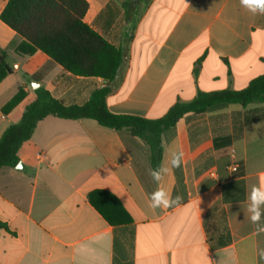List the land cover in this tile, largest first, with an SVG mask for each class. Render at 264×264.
<instances>
[{
    "label": "crops",
    "instance_id": "obj_1",
    "mask_svg": "<svg viewBox=\"0 0 264 264\" xmlns=\"http://www.w3.org/2000/svg\"><path fill=\"white\" fill-rule=\"evenodd\" d=\"M8 1L0 0V14ZM84 1L83 22L123 52L106 97L114 115L160 119L199 92L243 90L264 75V15L240 0ZM12 41L20 39L0 21V49ZM6 63L0 138L37 89L81 106L106 85L40 52L9 50ZM19 89L23 99L4 113ZM160 141V164L183 153L163 182L182 199L153 210L158 185L141 140L91 119L40 121L20 166L0 169V264H264V233L247 213L251 188L264 179V105L186 114Z\"/></svg>",
    "mask_w": 264,
    "mask_h": 264
},
{
    "label": "trees",
    "instance_id": "obj_2",
    "mask_svg": "<svg viewBox=\"0 0 264 264\" xmlns=\"http://www.w3.org/2000/svg\"><path fill=\"white\" fill-rule=\"evenodd\" d=\"M87 10L84 0H9L0 21L15 32L20 42L12 41L0 49V82L11 74L6 63L7 52L32 56L40 52L66 72L78 77L101 78L106 85L96 90L81 106H65L48 91L39 88L36 99L26 106L20 121L9 126L0 138V169L15 168L19 151L30 140L36 125L48 116L63 120H94L101 127L130 138H138L147 148L151 169L160 165L161 134L175 126L184 115H200L213 108L239 105H264V75L253 79L239 91L199 92L188 103H176L160 119L114 115L106 106L110 85L116 80L123 61L120 48L107 43L83 22ZM24 97L21 89L3 108L10 112ZM0 222V230L6 229Z\"/></svg>",
    "mask_w": 264,
    "mask_h": 264
},
{
    "label": "clouds",
    "instance_id": "obj_3",
    "mask_svg": "<svg viewBox=\"0 0 264 264\" xmlns=\"http://www.w3.org/2000/svg\"><path fill=\"white\" fill-rule=\"evenodd\" d=\"M240 4L253 15H264V0H240ZM34 87L39 85L33 84ZM256 125H254L255 127ZM183 162V153L180 151H171L170 158L161 163L157 168L150 169V175L157 183L158 187L150 194L148 206L153 209L166 210L177 205L182 199L179 195L173 196L164 186V180L173 169L181 167ZM248 219L255 226L257 234L264 233V179L258 185H253L247 197ZM264 256V253H261Z\"/></svg>",
    "mask_w": 264,
    "mask_h": 264
},
{
    "label": "built area",
    "instance_id": "obj_4",
    "mask_svg": "<svg viewBox=\"0 0 264 264\" xmlns=\"http://www.w3.org/2000/svg\"><path fill=\"white\" fill-rule=\"evenodd\" d=\"M231 171H232V172H236V171H237V167H236V166L232 167V168H231ZM209 176H210V177H214V173H213V172H210V173H209Z\"/></svg>",
    "mask_w": 264,
    "mask_h": 264
},
{
    "label": "water",
    "instance_id": "obj_5",
    "mask_svg": "<svg viewBox=\"0 0 264 264\" xmlns=\"http://www.w3.org/2000/svg\"><path fill=\"white\" fill-rule=\"evenodd\" d=\"M20 165L18 164L17 166H16V168H18Z\"/></svg>",
    "mask_w": 264,
    "mask_h": 264
},
{
    "label": "rangeland",
    "instance_id": "obj_6",
    "mask_svg": "<svg viewBox=\"0 0 264 264\" xmlns=\"http://www.w3.org/2000/svg\"><path fill=\"white\" fill-rule=\"evenodd\" d=\"M16 64V63H15ZM14 68V65L12 66Z\"/></svg>",
    "mask_w": 264,
    "mask_h": 264
}]
</instances>
